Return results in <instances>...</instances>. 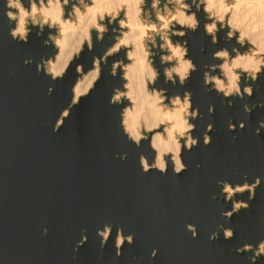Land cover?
I'll return each instance as SVG.
<instances>
[{
  "label": "water",
  "instance_id": "1",
  "mask_svg": "<svg viewBox=\"0 0 264 264\" xmlns=\"http://www.w3.org/2000/svg\"><path fill=\"white\" fill-rule=\"evenodd\" d=\"M6 11V0H0V264H252V253L236 249L264 239V182L247 210L226 219L221 212L232 204L220 194L217 181L242 184L245 174L248 182L257 176L264 180V129L256 134L264 121V76L251 98H228L231 107L227 99L207 92L204 65L219 63L212 53L232 44L223 39L211 44L203 31L204 13H198L202 23L196 33L173 38L188 40L199 71L183 87L165 84L162 74L157 84L167 88L168 95L191 91L193 106L203 114L194 121L199 145L183 152L187 170L175 176L171 164L166 175L141 171L140 155L151 162L154 152L148 141L136 147L127 140L120 128L123 105H109L113 88L122 84L109 70L123 53L109 58L94 89L54 131L62 110L71 104L77 64L87 71L111 39L96 43L91 52L85 50L63 79L52 81L37 70L41 57L58 51L42 43L47 28L40 37L34 29L27 43L17 42L10 36L15 22L9 23ZM28 59L33 62L25 64ZM155 66L163 72L159 56ZM245 103L257 105L250 117L244 113ZM209 105L215 106L212 115ZM230 118L235 131L228 129ZM241 121L246 125L242 130ZM209 123L214 131L205 146ZM124 153L127 158L121 159ZM248 196L246 192L235 199L248 201ZM109 224L113 232L101 247L97 229ZM188 224L196 226V238ZM219 225L233 228V239L225 240ZM117 228L134 235V243H125L120 256L114 246ZM213 232L220 233L215 241L209 239ZM84 237L86 242L78 246ZM153 249H158L154 259ZM256 264H264V257Z\"/></svg>",
  "mask_w": 264,
  "mask_h": 264
},
{
  "label": "clouds",
  "instance_id": "2",
  "mask_svg": "<svg viewBox=\"0 0 264 264\" xmlns=\"http://www.w3.org/2000/svg\"><path fill=\"white\" fill-rule=\"evenodd\" d=\"M6 9L9 23L15 22V26L10 28V36L17 42L27 43L34 29L40 37L47 28L48 35L42 43L58 51L47 58L41 57L37 70L43 71L52 81L63 79L72 62L79 59L85 50L93 51L95 44L103 43L106 37L112 41L101 56L93 57L87 71L82 64H77L71 104L62 110L54 131L59 130L69 117L71 108L94 89L109 58L123 53L122 58L113 60L109 70L113 78L119 77L122 81L120 86L113 88L109 105H123L119 112L120 128L128 141L136 147H140L143 141L149 142L154 152L151 162L144 154L139 157L141 171L145 174L156 171L166 175L171 164L173 175L179 176L187 170L183 152L199 145L200 138L193 135L197 127L194 121L202 119L203 114L199 107L193 106L192 92L186 90L183 95H168L167 88L157 87L161 74L165 84L183 87L192 74L199 71L190 55L188 40L173 39L184 38L189 32L196 33L200 29L202 21L198 13H204V35L210 38L213 46L221 39L232 44L231 48H217L212 53V59L219 63L204 65L203 86L207 92L214 91L227 99L231 107L232 100L228 98H251L260 87L259 79L264 76V0H26V3L25 0H6ZM70 33L75 39L76 51L70 61L60 65ZM220 33L224 34L223 37ZM157 56L164 66L162 73L155 66ZM32 62L31 59L25 60V64ZM85 77H91L93 86L74 102L76 87ZM53 90L50 87L48 94L51 95ZM260 106L264 107V102ZM256 107V104L249 106L245 103L244 113L250 117ZM214 112L215 106L209 105V115ZM245 126L244 121L239 123L241 130ZM236 127L230 118L229 131H235ZM261 129H264V121L259 122L257 135ZM213 131L214 126L209 123L203 134L205 146L211 144L210 133ZM126 158L127 153H124L121 159ZM262 182L264 180L259 176L248 182L247 174L242 184L217 181L220 194L232 204L231 209L222 211L221 215L231 219L241 210H247ZM246 192L248 201L235 199ZM212 199L215 200L216 196ZM186 227L192 238H196V226L188 224ZM218 227L225 240L233 239V228ZM112 232L110 224L97 229L98 236L102 238L101 247L108 242ZM219 235L213 232L209 239L215 241ZM86 239L79 241L78 246ZM125 243L131 246L134 235H125L123 228H117L114 240L117 256L122 254ZM236 251L252 253L249 260L256 264L259 258L264 257V239L255 245L245 243ZM157 254L158 249H153L150 258L154 259Z\"/></svg>",
  "mask_w": 264,
  "mask_h": 264
},
{
  "label": "bare ground",
  "instance_id": "3",
  "mask_svg": "<svg viewBox=\"0 0 264 264\" xmlns=\"http://www.w3.org/2000/svg\"><path fill=\"white\" fill-rule=\"evenodd\" d=\"M71 38H74L73 37V35L70 33L69 35H68V37H67V43H66V45L64 46V49H66V47H68V44L70 43V41H71ZM70 45V44H69ZM69 48V47H68ZM67 48V49H68ZM71 48H75V47H71ZM70 49V48H69ZM68 49V51H70ZM71 50H74V49H71ZM67 51V52H68ZM75 51H76V49H75ZM64 50H63V52H62V54H61V57L64 55ZM66 52V53H67ZM70 54H71V51H70ZM66 55V54H65ZM68 55H69V53H68ZM67 55V56H68ZM66 56V60H64V61H62V62H60V65H63V64H65V63H67L68 62V60L71 58V56L69 55L68 57ZM62 58H64V56L62 57ZM59 66V65H58ZM89 83V82H88ZM87 84V83H86ZM90 85H91V83H90ZM90 85H88V86H86L85 87V84H84V81L83 80H81L79 83H78V85H77V87H76V90H75V100L78 98V96H80V95H82V94H84L85 92H87V90H88V88H89V86Z\"/></svg>",
  "mask_w": 264,
  "mask_h": 264
},
{
  "label": "rangeland",
  "instance_id": "4",
  "mask_svg": "<svg viewBox=\"0 0 264 264\" xmlns=\"http://www.w3.org/2000/svg\"><path fill=\"white\" fill-rule=\"evenodd\" d=\"M70 44V45H69ZM68 44V47L70 48H68V47H66V49H64V58H60V62H62V61H64V60H66V56L68 55V53H69V55L71 56V58L68 60V61H70L72 58H73V53L75 52V49H76V46H75V39L74 38H71V41H70V43ZM71 47H75V48H71ZM71 51V54H70V51H68V49ZM71 49H74V50H71ZM68 51V52H67ZM67 52V53H66ZM66 54V55H65ZM68 55V56H69ZM67 56V57H68ZM69 58V57H68ZM83 81H84V84H85V87L86 86H88V85H90V83H91V85L89 86V88H88V90H87V92L89 91V89L93 86V84H92V79H91V77H85V78H83L82 79ZM89 82V83H88ZM87 83V84H86ZM87 92H85L84 94H86ZM84 94H82V95H84Z\"/></svg>",
  "mask_w": 264,
  "mask_h": 264
}]
</instances>
